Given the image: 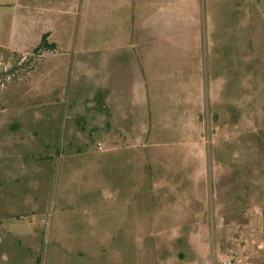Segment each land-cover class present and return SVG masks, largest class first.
<instances>
[{
	"label": "rangeland",
	"instance_id": "rangeland-1",
	"mask_svg": "<svg viewBox=\"0 0 264 264\" xmlns=\"http://www.w3.org/2000/svg\"><path fill=\"white\" fill-rule=\"evenodd\" d=\"M79 1L0 0V264H264V0H194L192 54L161 57L175 76L155 105L163 135L87 130L65 167L62 116L79 107L68 100L101 82L75 62L90 70L93 47L114 54L122 27L107 0ZM44 35L54 46L38 49ZM173 84L188 92L193 127L184 93L164 105ZM182 124L192 135L174 131ZM119 145L121 159L102 154Z\"/></svg>",
	"mask_w": 264,
	"mask_h": 264
},
{
	"label": "crops",
	"instance_id": "crops-1",
	"mask_svg": "<svg viewBox=\"0 0 264 264\" xmlns=\"http://www.w3.org/2000/svg\"><path fill=\"white\" fill-rule=\"evenodd\" d=\"M101 1L90 0L89 7L92 8V5L97 3L95 8L98 7L97 9H99ZM79 3L82 9L83 1L81 0ZM105 8L107 12L111 10L112 13H116L120 17L119 22L122 24V27L118 34L112 36L114 39H119L117 44L120 47L114 50V54H111L110 50L105 53L104 50L100 51L98 48H90L89 54L96 59L95 61L92 58L90 70L87 61L85 63L79 60L75 62L76 69L79 68L80 71L86 70L90 71V73H96V75L92 74L90 77L83 75L81 78L87 81L90 80L92 83L101 82L92 86L90 96L84 101L71 100V98L68 100L79 107L76 112L74 109V114L66 113L62 116L60 133L64 144L66 143V145L70 146L67 149V152L70 154L67 153L69 154L67 155L65 152L64 154H60V156L57 155V157L65 167L74 164L76 157L82 153L83 147L87 145L85 141L82 142L84 139L80 137V134L82 136L87 130L103 131L109 128L123 135H138L140 137H146L151 132H153L152 135L154 136L163 135L161 134L163 133L161 129L156 130L157 110H155V105L157 104L158 93L162 88V84L166 82L163 79L170 80L171 78L172 80L175 76L169 78L168 73L165 76L161 74L166 69V65H162L161 57L167 55L169 47L176 48V51H181L176 56H188L189 53L192 54L193 45L196 44L194 29L199 24V19L193 10L194 0H107ZM113 23L115 22L113 21ZM187 50L190 52L188 53ZM97 53H100V57L102 58H99ZM188 61L182 57V62H179L177 69L184 70L188 65ZM127 62L129 63L128 65L125 64ZM101 64L103 65V72L100 69ZM129 73H133V75L130 76ZM128 82L132 84L133 101L127 103L124 99L127 93L124 84ZM101 83L103 84L100 85ZM186 83L182 81L178 84L184 88L187 86ZM179 88V86L176 87L173 84L170 91H164V96L166 97L165 106L169 102V97H184L182 95L184 92L177 90ZM173 89L176 91L173 92ZM162 92L163 88L161 89ZM184 94L186 95V101L181 118L184 120L191 119L193 127V113L192 110L191 113L188 110V92ZM182 104L183 101L180 100L178 105ZM162 111L167 112L168 110L162 109ZM162 111L161 115L163 114ZM192 127L189 129L182 124L179 127L180 129L175 128L174 131L182 136H188L192 135ZM171 129L168 127L167 130ZM12 140L10 139L11 145L14 142ZM28 142L33 144L32 140ZM15 143L16 145H14ZM15 143L11 148L16 150L15 153H17L18 143ZM41 146L43 147L45 144ZM146 147L142 144H134V148L137 150H143ZM122 149L119 145L115 146L112 150H106L102 154H117L116 160H118V158H122L121 155H118L119 152H122ZM72 150L73 153H71ZM62 151L63 149L57 150L58 153ZM66 156L69 160L66 159ZM50 157L48 156V159ZM104 157L105 155L101 156L100 160H104ZM136 161L138 165L143 166V169L150 167L146 162H140L141 159H137ZM27 162L28 160H26ZM104 164L105 161H100V163L99 161L93 162L90 167L95 165V168H97ZM153 167L155 169V163ZM12 169L13 167H9L7 171L15 177L17 174ZM153 175L154 184L158 182L154 179L157 177L155 171H153ZM93 178L92 183L94 182ZM3 179L6 180V174ZM103 200L105 199L103 198ZM106 200L113 201L115 198L107 196ZM163 263L166 264L165 258H163Z\"/></svg>",
	"mask_w": 264,
	"mask_h": 264
},
{
	"label": "built area",
	"instance_id": "built-area-1",
	"mask_svg": "<svg viewBox=\"0 0 264 264\" xmlns=\"http://www.w3.org/2000/svg\"><path fill=\"white\" fill-rule=\"evenodd\" d=\"M97 148L99 151H104V145L102 143H97ZM218 264H234L231 259H225L220 261Z\"/></svg>",
	"mask_w": 264,
	"mask_h": 264
},
{
	"label": "trees",
	"instance_id": "trees-1",
	"mask_svg": "<svg viewBox=\"0 0 264 264\" xmlns=\"http://www.w3.org/2000/svg\"><path fill=\"white\" fill-rule=\"evenodd\" d=\"M46 36H47V35H44V36L42 37V41H41V44L39 45L38 49L48 48V47L51 48V47L54 46V45H52V44H51V45H48V44H47V42H46ZM38 49H37V50H38Z\"/></svg>",
	"mask_w": 264,
	"mask_h": 264
}]
</instances>
